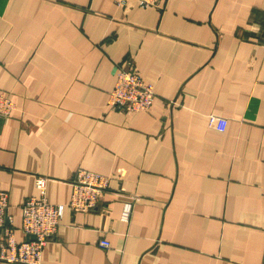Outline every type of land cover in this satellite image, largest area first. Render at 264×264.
Segmentation results:
<instances>
[{
  "label": "crops",
  "instance_id": "crops-1",
  "mask_svg": "<svg viewBox=\"0 0 264 264\" xmlns=\"http://www.w3.org/2000/svg\"><path fill=\"white\" fill-rule=\"evenodd\" d=\"M128 62L148 110L109 107ZM0 93L17 238L38 176L66 206L42 264H264V0H0ZM79 169L110 177L89 211L69 207Z\"/></svg>",
  "mask_w": 264,
  "mask_h": 264
},
{
  "label": "built area",
  "instance_id": "built-area-1",
  "mask_svg": "<svg viewBox=\"0 0 264 264\" xmlns=\"http://www.w3.org/2000/svg\"><path fill=\"white\" fill-rule=\"evenodd\" d=\"M127 0H118L124 4ZM142 7L157 6L166 0H137ZM155 89L135 71L131 64L118 65L116 82L109 97V107L126 113L148 110L155 100ZM15 102L6 94L0 93V115L9 116L15 109ZM227 120L215 114L209 117V124L224 130ZM108 175L79 169L71 180L72 193L69 207L74 211H89L100 202L108 190ZM36 185L40 191L38 196L26 198L22 204V219L19 229L25 238L16 236L17 226L14 216L9 212V193L0 189V262L20 264H42V253L46 244L58 232L64 216L65 204L52 203L47 197L46 178L38 176ZM134 201H126L121 219L130 221ZM100 246L108 248L110 242L100 241Z\"/></svg>",
  "mask_w": 264,
  "mask_h": 264
}]
</instances>
